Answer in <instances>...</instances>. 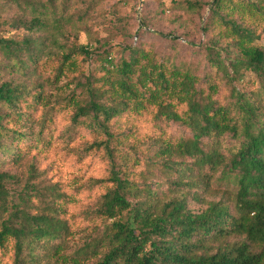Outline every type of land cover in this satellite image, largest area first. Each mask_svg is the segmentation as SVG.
I'll return each mask as SVG.
<instances>
[{
    "label": "trees",
    "instance_id": "16d2710c",
    "mask_svg": "<svg viewBox=\"0 0 264 264\" xmlns=\"http://www.w3.org/2000/svg\"><path fill=\"white\" fill-rule=\"evenodd\" d=\"M9 1L29 18L9 23L20 38L0 22V264H264V0H184L208 9L195 65L139 44V27L119 53L62 43L71 0ZM83 133L77 154L106 169L73 246L67 194L38 161Z\"/></svg>",
    "mask_w": 264,
    "mask_h": 264
},
{
    "label": "rangeland",
    "instance_id": "374dc122",
    "mask_svg": "<svg viewBox=\"0 0 264 264\" xmlns=\"http://www.w3.org/2000/svg\"><path fill=\"white\" fill-rule=\"evenodd\" d=\"M184 0H71L69 6L76 12L73 29L65 26L63 36H58L62 43L73 41L77 38L78 44L94 46L96 40H101L114 46L119 53V48L128 42L122 33H134L139 27V44H145L165 55H176L178 58L192 65L197 64L200 54L198 45L206 40L205 34L200 29L208 13L206 8L199 18L194 12H189L182 5ZM209 1V0H206ZM179 2L178 7L172 4ZM164 5L165 12L161 13ZM158 11H160L158 13ZM143 16L147 26H140ZM29 18L25 13L15 8L9 0H0V22H5L1 31L2 36L22 37L28 34L23 28L13 29L9 23L15 19ZM78 18V20H77ZM264 36V35H263ZM67 39V40H66ZM74 42V41H73ZM138 44V43H137ZM53 51L57 52L56 49ZM119 54L115 56V59ZM249 75V74H247ZM9 76L0 73V80H8ZM57 86L49 85L44 88L45 94L52 100L56 95L66 94L71 90V85L61 79ZM67 123H60L57 131L61 133ZM93 139L88 133L78 136L73 143L60 150L52 148L39 155L38 168L44 171L41 179L48 183H59L66 192L65 199L66 217L69 218L75 231L74 245L78 246L84 240L85 228L92 226L94 221L88 210L96 196L101 192L99 186L89 185L91 177L105 176L106 160L102 156L77 154V149L83 142ZM59 144H57L58 146ZM56 146V145H55ZM60 146V145H59ZM74 147V149H70ZM23 172L25 168L14 169ZM192 208H196L191 204ZM74 248V247H71Z\"/></svg>",
    "mask_w": 264,
    "mask_h": 264
}]
</instances>
